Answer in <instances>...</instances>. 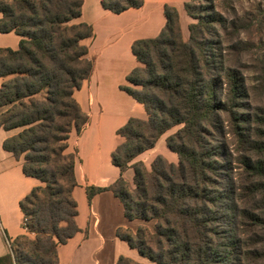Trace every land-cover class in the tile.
Returning a JSON list of instances; mask_svg holds the SVG:
<instances>
[{
  "label": "trees",
  "instance_id": "obj_1",
  "mask_svg": "<svg viewBox=\"0 0 264 264\" xmlns=\"http://www.w3.org/2000/svg\"><path fill=\"white\" fill-rule=\"evenodd\" d=\"M144 0H101L104 10L120 14ZM214 0H187L183 8L196 23L185 41L175 7L165 6L166 23L154 38L131 45L135 66L120 90L142 105L145 119L129 118L117 129L122 139L110 154L120 171L108 186L85 187L87 200L110 191L128 221L155 220L154 232L118 228L116 237L156 264H243L235 229L239 210L233 189L223 186L221 148L216 133L223 114L233 117L237 134L247 116L234 110L244 97L243 83L226 69L216 26L223 17ZM83 0H0V33L20 37L18 48H0V127L17 131L2 148L22 159V172L40 181L19 202L24 226L35 234L17 238L8 264H58L57 249L80 231L76 224V154L68 152L70 133L88 121L74 97L92 72L90 24L76 22ZM165 145L178 162L157 155L150 166L137 158L153 149L170 129ZM245 136L247 144L251 136ZM251 160L246 165L250 166ZM132 170V184L123 176ZM258 217V216H256ZM223 226L224 229H223ZM23 239V246L19 241ZM22 246V247H21ZM115 264H143L120 256Z\"/></svg>",
  "mask_w": 264,
  "mask_h": 264
},
{
  "label": "crops",
  "instance_id": "obj_2",
  "mask_svg": "<svg viewBox=\"0 0 264 264\" xmlns=\"http://www.w3.org/2000/svg\"><path fill=\"white\" fill-rule=\"evenodd\" d=\"M100 1L83 0L82 15L76 21L92 26L93 36L83 43L88 47L87 57L93 68L89 78L74 92L82 111L88 115V121L80 134H75V146L68 141L78 153L75 167L78 186L72 196L77 203L76 224L80 231L58 247V264H115L120 256L134 259L135 250L116 237V230L121 227L135 232L143 224L138 220H126L123 207L112 192H102L88 201L85 187L108 186L119 177V169L110 161L111 152L121 142L114 138L115 131L129 118H146L142 105L119 88L127 85L126 76L138 65L131 53L132 43L138 39L154 38L160 33L166 23L165 6L176 8L182 29L186 18L183 8L186 0H144L142 7L120 14L104 10ZM19 40L14 32L0 33V48L16 50ZM2 81L0 79V85ZM3 110L0 108V113ZM16 132L0 127V258L10 255L17 238H33V233L24 226L19 202L34 187L41 185L37 179L23 174L21 158L2 148L3 141ZM73 134L74 131L70 133L69 140ZM165 155L170 160L174 158L171 153ZM77 169L86 180H81ZM123 176L131 178V169Z\"/></svg>",
  "mask_w": 264,
  "mask_h": 264
},
{
  "label": "rangeland",
  "instance_id": "obj_3",
  "mask_svg": "<svg viewBox=\"0 0 264 264\" xmlns=\"http://www.w3.org/2000/svg\"><path fill=\"white\" fill-rule=\"evenodd\" d=\"M214 2L216 13L223 17V26H216L218 36L212 37L214 42H218L214 47L219 48L226 69H232L244 85L241 106L233 113L236 116H239V113L247 116L240 124L244 130L242 136L237 134L239 129L235 128L233 117L230 118L229 114L222 115L224 122L222 135L215 134L219 146L222 147L220 153L223 186L233 189L237 196L239 210L236 212L234 223L242 246L243 264H264V0H214ZM184 17L185 24L181 30L183 39L188 41V26L196 21L187 14ZM180 127L176 126L167 131L154 149L145 152L137 160L143 161L149 167L157 155H162L169 162L177 163L178 157L167 149L165 139ZM248 129L250 130L248 135L252 140L250 144L245 140ZM73 131L69 144L75 146L77 138L75 130ZM116 131L114 138L122 142ZM68 152L78 155L77 149L71 148L70 145ZM170 153L174 157L173 160L165 155ZM247 160L252 161L250 166L246 165ZM80 172L78 170V176L81 180H86ZM132 176L126 178L130 184ZM82 182L84 186L85 183ZM139 224L146 225L154 232L155 220L139 221ZM34 238L33 233L31 239ZM24 243L23 239L19 241L22 246ZM13 248L16 249L15 245ZM133 258L143 264H156L140 257L136 251Z\"/></svg>",
  "mask_w": 264,
  "mask_h": 264
}]
</instances>
